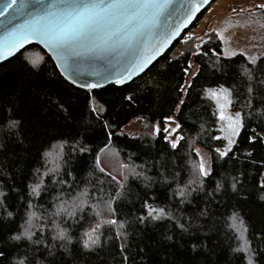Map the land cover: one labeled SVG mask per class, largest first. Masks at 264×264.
Wrapping results in <instances>:
<instances>
[{
  "label": "trees",
  "instance_id": "16d2710c",
  "mask_svg": "<svg viewBox=\"0 0 264 264\" xmlns=\"http://www.w3.org/2000/svg\"><path fill=\"white\" fill-rule=\"evenodd\" d=\"M213 35L186 30L141 77L93 91L64 80L36 45L0 65V264H264V144L248 140L264 138V58L255 68L239 53L225 58ZM189 64L195 78L182 75ZM185 81L193 88L178 111L175 89ZM221 86L243 125L224 158L214 151L226 144L213 139L218 102L205 94ZM165 116L180 124L169 137H182L176 149L163 131L153 135ZM200 152L211 171L197 187ZM145 203L166 215L152 220ZM106 219L117 224L101 223L98 243L85 249L84 234ZM24 228L31 240L10 239ZM60 232L67 239H54Z\"/></svg>",
  "mask_w": 264,
  "mask_h": 264
},
{
  "label": "snow or ice",
  "instance_id": "6c2138e0",
  "mask_svg": "<svg viewBox=\"0 0 264 264\" xmlns=\"http://www.w3.org/2000/svg\"><path fill=\"white\" fill-rule=\"evenodd\" d=\"M37 3L43 5V0H37ZM171 0H54L53 3L47 4L39 9L37 12L29 11V5L26 0H3L0 3V16H4L7 13V18H23L28 17L25 23L12 30H5V35L0 38V59H4L7 56H11L17 49L23 48L25 44H28L32 40H39L44 44L55 56L59 62V66L63 68H71L78 63V58L85 53H121L124 54V60L122 61L123 67L121 71L116 73V79L114 83L117 85L123 84L125 80L132 79L133 75L137 72L143 71L147 68L148 64L160 53V51L169 42L165 39L163 42H158L157 45L150 43L154 38V33L158 29L161 17L165 15ZM210 5V0H189L184 12V18L190 20L196 13L201 11L202 6ZM252 7L260 12L264 13V2L255 3ZM231 11L235 12L233 8ZM241 11H249L250 18L255 15L247 9ZM251 22V21H250ZM257 23H259L257 21ZM261 28H264V23H260ZM174 34H178L177 29H170ZM225 29H213V39L220 41L222 45H228L230 43L229 37L225 35ZM207 35V34H205ZM191 36L187 37L185 42L192 40ZM197 40L203 44L205 43L200 37H196ZM252 39V38H249ZM256 45L253 44L252 47ZM196 51L192 53L193 56L201 55L200 46L193 45ZM259 55L250 53L245 55L244 51H240L239 55L244 57L248 64L254 68L257 67V61L264 58V44L261 46ZM225 58H231L236 56L237 51L231 48H225L222 50ZM215 55V53H213ZM35 64V61H33ZM191 64L186 67H182L181 72L184 77L195 78L197 76L196 71H191ZM245 72H250L248 68L244 69ZM91 91L94 88L100 87L99 83H89L83 85ZM193 88V84L185 81L183 83H177L176 86V103L175 107L179 111L181 105H185L186 100L183 96L190 94V89ZM205 94L212 100H217L218 96L224 99L225 103L218 105L217 107V120L220 123L218 131L221 136H214L215 140H224L226 144L224 150L214 149L218 153L220 158H224L229 152L232 151V147L237 142V136L243 127L241 121V115L239 112L234 114H226L227 104L230 103L228 89L221 86L218 91L216 89H205ZM125 99H129L126 97ZM93 112L95 108L91 109ZM165 126L163 128L153 126V135L163 131V139L170 145L172 149L177 148V144L182 137L179 135L169 139L173 133L180 128V124H177L171 116H165ZM168 124H174V127L169 128ZM249 143L264 144V138L257 136L249 137ZM82 151L84 149H81ZM251 156L252 153H248ZM197 157L200 154L197 153ZM99 165V159H97V166ZM103 172L104 169L100 168ZM211 169L207 166L203 158H199V162L194 167L195 178L190 181L191 184L199 187L203 178L209 176ZM264 175V174H262ZM111 179L116 181V177L112 176ZM126 179V177H125ZM120 184L119 181H116ZM40 187L39 184L32 188V193L38 194L37 190ZM120 187L116 189V192L120 194ZM235 188V185H232ZM264 188V184L260 185ZM195 189L188 188L187 190H181L180 195H187L188 191H194ZM0 195H3L0 193ZM112 197L111 199H115ZM260 199L264 201V195H261ZM83 201L80 204L73 206L74 210L68 214L75 215V209L83 211ZM105 206L109 212H112L110 201H105ZM31 206V205H29ZM144 207L147 209L148 217L152 220H158L163 218L166 214L162 209L158 210L152 208L145 203ZM114 214V213H113ZM10 215V213L8 214ZM99 216V213L97 212ZM235 215V214H234ZM144 217L140 220L143 222ZM238 219V218H237ZM103 224H117L116 220L106 219L98 221L95 227L90 232H86L84 235L87 239L83 242L85 249L90 248L98 243V236L93 234L98 232ZM242 223V222H241ZM123 227L122 224L119 225ZM179 227L186 231L183 225ZM246 231V229H243ZM31 231L24 228L20 234H13L10 239L13 241H22L23 239L31 240ZM54 239H67L63 232L57 233ZM239 251L245 253L248 256L250 251L247 242H245ZM5 256V252L0 250V257ZM248 264H253L251 258L248 259Z\"/></svg>",
  "mask_w": 264,
  "mask_h": 264
},
{
  "label": "water",
  "instance_id": "95a60500",
  "mask_svg": "<svg viewBox=\"0 0 264 264\" xmlns=\"http://www.w3.org/2000/svg\"><path fill=\"white\" fill-rule=\"evenodd\" d=\"M2 2L3 0H0V3ZM26 2L29 5V11L37 12L41 7L53 3L54 0H43V5L37 3V0H26ZM213 2L214 0H210V5ZM188 3L189 0H171V4L165 15L161 17L158 29L153 34L154 38L151 39L150 43L152 45H157L158 42H163L165 39H168L169 42L155 57V59L148 64L147 68L143 71L137 72L133 75L132 79L125 80L123 84L118 86L127 85L135 79L141 77L159 58L167 53L171 46L193 25L198 14L210 6H202L200 12L196 13L190 20H186L184 18V12ZM26 19H28V17L15 19L7 18V13H5L4 16H0V38L5 35L6 29L10 31L23 25ZM170 29H177L178 34H174L170 31ZM30 45L38 46L50 58L60 76L75 87L88 90L83 87V85L89 83H99L100 87L91 90L93 91L105 88L112 84L117 85L114 83V80L116 79V73L121 71L123 67L122 61L124 60V54L121 53H85L78 58L77 64L66 69L59 66V62L56 60L55 56L44 44H42L39 40H32L28 44H25L23 48L17 49L11 56L0 59V65L9 61Z\"/></svg>",
  "mask_w": 264,
  "mask_h": 264
},
{
  "label": "rangeland",
  "instance_id": "374dc122",
  "mask_svg": "<svg viewBox=\"0 0 264 264\" xmlns=\"http://www.w3.org/2000/svg\"><path fill=\"white\" fill-rule=\"evenodd\" d=\"M261 2H264V0H215L202 12L200 17L196 18L188 30L191 34H199L212 32L213 29H225V35L229 37L230 43L222 45L223 49L231 48L237 53L244 51L245 55L250 53L259 55L262 50L260 46L264 44V28L259 25L264 23V19L256 13L250 18L249 11L241 10L247 9L253 12L252 5ZM233 8L236 10L235 12L231 11ZM253 44L256 46L252 47ZM222 104L223 99L220 101V105ZM136 129L137 125L133 123L125 131L133 132ZM219 134L221 135V133ZM199 154V158H203L208 166L206 155L201 152Z\"/></svg>",
  "mask_w": 264,
  "mask_h": 264
},
{
  "label": "crops",
  "instance_id": "0c3cea01",
  "mask_svg": "<svg viewBox=\"0 0 264 264\" xmlns=\"http://www.w3.org/2000/svg\"><path fill=\"white\" fill-rule=\"evenodd\" d=\"M219 97V96H218ZM218 105H220V98L217 99ZM225 103L224 99H223V104ZM226 114H231L228 110V104H227V108H226Z\"/></svg>",
  "mask_w": 264,
  "mask_h": 264
}]
</instances>
